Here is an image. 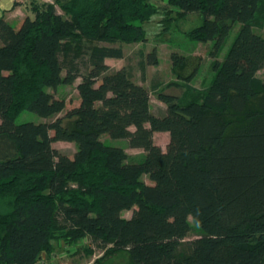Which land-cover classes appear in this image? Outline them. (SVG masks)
Returning <instances> with one entry per match:
<instances>
[{
  "label": "trees",
  "instance_id": "1",
  "mask_svg": "<svg viewBox=\"0 0 264 264\" xmlns=\"http://www.w3.org/2000/svg\"><path fill=\"white\" fill-rule=\"evenodd\" d=\"M169 1L201 14L190 36L213 41L214 76L186 102L159 94L160 115L146 87L105 62L123 56L114 44L145 41V0H68L67 17L45 4L17 26L0 17V264H36L55 241L85 237L133 264H264V38L253 29L264 0ZM147 62H157L154 51ZM77 78L79 103L63 116L15 122L18 101L55 117L65 102L46 88ZM154 132L168 133L165 150ZM102 134L143 158L128 161ZM59 140L77 145L72 157L52 146ZM189 217L201 233L185 240Z\"/></svg>",
  "mask_w": 264,
  "mask_h": 264
},
{
  "label": "rangeland",
  "instance_id": "2",
  "mask_svg": "<svg viewBox=\"0 0 264 264\" xmlns=\"http://www.w3.org/2000/svg\"><path fill=\"white\" fill-rule=\"evenodd\" d=\"M67 1L0 0V17L3 16L8 23L17 26L18 20L26 15L33 17L35 9H42L45 4L53 5L58 13L67 17L62 8V5ZM145 8L146 18L139 22L146 33L145 41L114 44V46L122 47L123 56L108 58L105 61L110 70L124 67L135 83L146 87L149 91L152 113H161L165 110L166 104L159 98V94H171L179 101L186 102L199 95L208 86L214 76L213 62L215 58L211 55L214 44L213 41L200 42L190 36V31L202 23L200 13L192 12L183 15L181 10L172 5L169 0H145ZM239 26V22L232 25L216 59H223ZM253 29L264 38V20L258 22ZM153 51L157 62L149 64L147 54ZM172 54L180 57L182 62L174 65L171 59ZM191 74V79L185 81L186 77ZM257 76L264 80V70H259ZM79 80L77 78L72 84L59 85L56 89L46 88L52 95L62 98L65 102L64 110L55 117L43 118L33 112L26 111L21 108V101H18L14 105L15 122H49L56 117L63 116L67 110L79 103L76 90ZM50 134H53L52 130H50ZM100 140L108 145L122 147L128 155V161L137 162L143 158L144 151L129 147L126 139H114L107 134H102ZM153 140L162 150H165L169 142V135L167 132H155ZM52 146L69 157H72L77 149V145L70 141H54ZM141 180L148 184L151 183L147 175H142ZM130 214L131 210L122 212V216L125 218H128ZM188 220L190 230L185 240L193 239L201 233L193 219L189 217ZM52 251L43 257L47 264H94L95 260L103 261L105 264H133L129 262L125 251L121 250L113 254L102 251L95 247L88 237L79 239L73 244L55 241Z\"/></svg>",
  "mask_w": 264,
  "mask_h": 264
},
{
  "label": "crops",
  "instance_id": "3",
  "mask_svg": "<svg viewBox=\"0 0 264 264\" xmlns=\"http://www.w3.org/2000/svg\"><path fill=\"white\" fill-rule=\"evenodd\" d=\"M106 59H108V58H106ZM105 59V60H106ZM106 62V61H105ZM107 63V62H106ZM179 75V74H178ZM151 109V108H150ZM165 110H163V112H164ZM163 112H161V113H154V114H157V115H160V114H163ZM155 133V132H154ZM42 256L44 257L45 256V254H42ZM43 261V262H42ZM48 262V261H47ZM49 263V262H48ZM36 264H47L46 262H44V259L43 258H41Z\"/></svg>",
  "mask_w": 264,
  "mask_h": 264
}]
</instances>
